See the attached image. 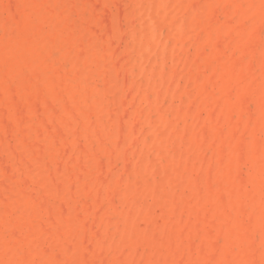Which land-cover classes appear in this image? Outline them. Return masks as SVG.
I'll use <instances>...</instances> for the list:
<instances>
[{
    "label": "bare ground",
    "instance_id": "1",
    "mask_svg": "<svg viewBox=\"0 0 264 264\" xmlns=\"http://www.w3.org/2000/svg\"><path fill=\"white\" fill-rule=\"evenodd\" d=\"M90 1L0 0V132L7 131L5 133L12 136L11 132L16 131L15 134H21L20 137L22 132H27L29 136L37 135L35 142L37 138L40 142L35 149L25 150L23 144L34 137L26 138L23 134L24 138L19 139L20 145H16L18 149L21 146L24 148L21 156L26 151L30 152L28 161L24 160L30 164L23 161L20 164V170L25 171L24 177L29 182L24 181V177L22 183L21 178L16 180V174L13 176L10 168L12 179H9L14 181L10 195L14 197H8L7 202L0 192V264H85L86 257L90 255L89 252L86 255L89 245L86 238L96 243L102 264H111L108 254L116 252L118 245L121 252L117 256L119 258L115 259L120 264H264V0H141L140 4L136 3L139 14L135 9V17H139L136 18L138 21L141 19L142 30L135 27L141 33L138 30L136 37L133 34L132 38L136 39L138 54L149 64L147 79L154 82L156 75L158 78V68L157 74L154 69L157 58L154 59L159 55L158 58L161 57L162 48L168 50V59L174 64V69L168 66L172 70L168 78L170 84L165 79L161 81L168 83L163 89L172 95V104L168 108L167 103L164 105L163 114L164 109L160 113V108L165 102L160 100L165 90L155 93L153 91L157 85L153 90V82L152 86L141 81V85L143 82L147 86L141 94L142 98L150 106L148 111L155 119L150 122L152 119L145 115V109L144 114L141 111L139 116L142 124L138 123L137 126H151V142H147V145L150 144L153 150L156 148L153 152L158 163L151 160L149 151H143L145 159L139 165L142 159H137V162L135 152L132 153L139 145H135L136 149L130 147L133 149L129 151L133 154L132 161L129 159L131 167L127 163L125 170L130 167L131 175L130 179L124 177L128 179L126 182L123 177H114L111 172L120 168L117 165H113L114 170L110 169V173L107 172L109 176L106 174L104 179L100 175L105 167H101L102 158L110 159L119 152V145L123 141L119 145L117 143L126 133L125 129L130 132L129 135L135 133L133 124L137 110H133L132 106L130 109L133 112L128 113L130 106L127 110L122 107L125 97L129 98L131 93L126 96V87L118 85L122 73L120 77L117 76L119 81L116 78L117 62L125 57H121V53L119 59L116 49L112 51L115 47L112 46V39L119 34V27L116 31L113 26L117 22L109 23L107 20L112 12L108 14L100 8L106 5L107 0H95L94 4ZM111 2L113 6L116 1L111 0L110 6ZM95 3L97 6L93 9V15L90 10ZM148 7L151 8L148 13L146 10L144 12V8ZM169 7L176 8L177 12L172 17L171 12L167 16L172 29L163 27L170 31L168 41H172L171 47L167 48L165 45L168 43L163 41L166 33L162 35L161 25L167 22L165 13ZM96 9L104 11L106 15L103 12L98 15ZM122 12L126 14L120 6V15H123ZM232 12L237 13L235 23L240 28L229 20ZM130 14L132 17L133 12ZM186 15L191 19H187ZM107 16L109 19H106ZM120 19L117 21L120 29L124 30ZM127 19L130 28L133 26L134 29L135 20ZM89 23L101 26L104 34L99 35L100 29L94 33L90 30V33L87 29ZM202 29L203 32H200ZM126 32L129 33L128 30ZM126 32L124 34L128 36ZM200 33L204 34L203 39H200ZM147 35H151V39L148 40ZM117 38L113 42L120 52V39L124 42L127 37L123 35L119 40ZM199 48H206L207 52L201 51V68L199 70L198 65L199 71L195 76L193 71L190 72L194 63L192 67L189 66L193 60H198L193 59L192 55L195 56L194 52ZM147 49L154 58L145 57ZM180 52L186 56L184 62ZM126 53L129 54L127 50ZM135 57L139 56L135 54ZM163 58H160L162 63L166 60L163 61ZM125 59L128 62L127 56ZM145 63L140 65L145 68ZM133 64L136 63L133 62L131 66ZM26 71L33 79L27 78V74L25 77ZM143 71L139 74L143 75ZM160 74L165 78L167 73L164 70ZM131 75L134 85L128 84H131L134 97L139 91L137 88L143 86L138 87L140 83L136 85L135 74ZM124 78L121 82L127 81ZM189 86L193 87L195 93L189 90ZM160 87L157 86V89ZM211 89L214 92H210L212 95L206 99ZM115 90L117 98H113V102L118 100L117 106L116 102L110 105L112 102L109 100L111 93L115 96ZM139 97H136L138 101ZM178 98L183 105L181 108L185 110L182 108L183 111H180L179 104L178 114L176 112L177 115H174ZM167 99L170 102V98ZM15 100L25 104L28 101L31 110L36 107L34 105L40 107L43 103L47 109V121L34 123V118L26 116L28 112L23 117L24 108L19 109L22 105H16L18 102ZM30 100L37 102L31 105ZM128 100H125L126 104ZM15 105L20 107L17 109ZM13 106L19 110V116L13 108L15 117L10 112L11 115L6 117V111ZM205 111L209 120L206 129L202 127ZM221 116L230 127L228 133L220 130L223 125ZM234 116L236 119H233ZM9 121L11 124L14 122L16 128L12 125L14 128L11 129ZM145 129L144 132L149 131ZM10 135L6 139L13 140ZM79 136L86 142L85 151H80V145L79 151L70 147L72 142L80 141ZM140 138L129 142L136 144ZM3 139L0 140V148L4 144ZM14 141L5 144L11 149ZM56 141L59 143L54 147ZM32 142L35 143L34 139ZM167 144L171 146L169 150L168 146L166 150ZM6 150L14 153L12 149ZM0 152L3 151L0 149ZM1 153L0 160H3ZM13 153L11 159L12 155L16 157L18 154ZM7 170H4L5 173L9 172ZM216 178L221 179L215 187L209 180ZM22 185H25L24 190L30 188L27 194V190H21ZM5 188L9 192L6 185ZM184 196L186 198L182 199ZM179 198L182 202L179 201L178 206L176 201ZM106 202L107 208L104 206ZM102 208H105L104 216L95 220L97 230H92V227L93 232L88 237V220ZM112 217L113 221H110ZM199 222L200 226L197 224ZM108 238L111 241L108 240L107 244ZM252 244L256 245L255 249ZM92 262L86 264H95Z\"/></svg>",
    "mask_w": 264,
    "mask_h": 264
},
{
    "label": "rangeland",
    "instance_id": "2",
    "mask_svg": "<svg viewBox=\"0 0 264 264\" xmlns=\"http://www.w3.org/2000/svg\"><path fill=\"white\" fill-rule=\"evenodd\" d=\"M91 1H92V2H91ZM91 1H90L91 4H94L95 0H91ZM93 1H94V2H93ZM105 1H106V0H105ZM108 1H109V0H107L106 5H102V6H100L101 10L104 9V10L106 11V13L108 12V14L112 12V14L109 15L110 19L108 18V16H107L106 19H109V20H107V21H108L109 23H110V21H111L112 24H114L115 22H117L118 26H117L116 23L113 25V26H115L116 31H117V29H118V27H119V31H118L119 34H118L116 37H118L119 39L122 38L123 35H125V37H127V38H125L124 42H123V40L120 39V41H121V42H119V44H120V46H119L120 52H119V50H118V46L116 47V43H114V42H116V41H115L116 37H114V38L112 39V43H113L112 46H115V47L113 48V47L111 46V47L113 48L112 51H114V50L116 49V50H115V52L117 51L116 56H118L119 59H120L123 55H125V57L127 56V59H128V60H127L128 62H126V61H125V60H126L125 57H124L123 59H121L120 61H119V59L117 58L119 62H117V64H118V67H117L118 75H116V78H117V80L119 81V79H118V77H120L119 74L122 73V74H121L122 77L120 78V82H121V79H123L124 77H125L124 80H127V81H126L127 83H126L125 81H122L121 83L119 82L118 85L123 84V85L126 87V92H127L126 96H130L129 93H131V96H130L129 98H128V97H127V98L125 97V100H128V99L131 98V99H130V100H131V103H129L130 101L128 100V101H127V104H126V101L124 100V104H125L126 107L124 106V104H123L122 107L125 108V109L127 110V108L130 106V107L128 108V111H127V112H128V113H131V112H133V110L135 109V110H137V113L135 114V121H134L135 123L133 124V126H135V133L132 132V133H131L132 135H129L130 132H128L127 129H125V130H126V133H127L128 135H125L126 133H124L123 135H124L125 138L128 139V140H126V139L123 137V135H122V136H121L122 139L119 140L118 143H117V144L119 145L120 141H121V142L123 141L122 144L119 145V152H118V153L116 152V154H115L113 157H111L110 159L105 158V157H103L104 159L102 158V165H101V167L105 166V167H104L105 170H104V168H103V170L106 171V173H104V171L101 170V172L103 171L102 173H104L105 176H104V174H102L101 172H100V175L103 176L104 179H105L107 172H109L110 169H113V170H114L115 167H113V165H114V166L117 165L116 167H120V168H118V169L115 168L114 171H111V172L114 174V177H117V178H120V177H123V178H124V177H125V178L130 179L129 176L131 175V174H130V171H131V168H130L131 166H130V165H131V163H129V159H130V161H132V158H131V157H133V154L130 153V152H132V150H133V149H131V148L135 147V149H136L137 146L139 145V148L136 149L137 153H136V151H134V150H133V152H132V153L135 152L136 155H135L134 157L136 158L135 160H136L137 162H138L139 160L142 159V161H141L140 163L138 162L139 165H142V164H143V161H144V159H145L144 154H145V153H148V152H146V151H149V152L151 153V156H150L151 160L156 161V162H155L156 164L158 163L157 159L154 158V157H155V156H154V152L156 151V148H154V150H153V147L150 146V144L147 145V142H148V143L151 142V141H150V140H151V136H152V134H151V131H152V130L150 131L151 126H150V128H149V126H147L148 124H147L146 126L144 125V127H143V125H140V124H139L138 126L141 127L140 130H139V127L137 126L138 123H141L140 118H139L140 114H142L141 111H143V114H144V110H145V109H146V110H145V115H146L147 117H149V119H150V118L152 119V120H150V122L153 121V120L155 119V116H154L152 113H150V112L148 111V109L150 108V106H147V104H145V103H147V102L144 103L145 100H143L144 98H142V95H141L142 92H143V91L145 90V88L147 87L146 85L152 84L153 80L150 79V78L147 79V75H149V73H146V72L148 71L147 68H150V67L148 66L149 64H148L147 62L145 63V61H144L145 59L143 60V57L141 58L142 55L140 56V53L138 54V52H137V51H138V49H137V43H136V39H135V37H136V33H137L138 30H139L138 28L141 29V25H142V24L140 25V23H139V21H140L141 19L138 21L137 19H139V17H137V16L135 17V13H136V11H137V13L139 14V11L137 10V9H138V8H137V4H140L141 0H131V1H129V0H115L118 4L116 5V4H115L116 2H113V6H112V2H111V6H110V4H109V2H110L111 0H110L109 2H108ZM112 1H114V0H112ZM121 1H122V3H121ZM134 3H135V4L137 3V4L134 6ZM194 3H195V1H194ZM91 4H90V5H91ZM95 4H96V5H94L93 8H91L90 5H89V10H90V8H91L90 11H91V14H93V15H94V12H93L94 10H93V9H95L96 6H97V3H95ZM114 4H115V5H114ZM91 6H92V5H91ZM105 6H108V7H105ZM109 6H110V9H109ZM120 6H121L122 11H124V10L126 11V14H123V12H122L123 15H120ZM125 6H126V8H124ZM143 6H144V5H143ZM146 6H147V5L145 4V7H146ZM148 6H149V5H148ZM104 7H105V8H104ZM100 8H99V9H100ZM128 8H129V9H128ZM153 8L156 9V6H154ZM132 9H133V10H132ZM135 9H136V11H135ZM149 9H151V8H149V7H148L147 9L144 8V12H145V10H146L147 13H148V10H149ZM173 9H174V7H173V8H172V7H169V8L167 9V11L165 10L166 13H165V12H163V13H165V16L167 17V16L169 15L168 13L171 12V14H172L171 17H172V16L174 15V12H175V14H176V12H177V11H175L176 8L174 9V11H173ZM96 10H97V9H96ZM96 10H95V11H96ZM101 10H100V11L97 10V14H98L99 12H100V13L103 12V13L105 14V12H104V11H101ZM111 10H112V11H111ZM113 10H114V11H113ZM127 10L129 11V13H127V12H128ZM142 10H143V9H142ZM177 10H178V8H177ZM130 11L133 12V14H132V15H133V16H132L133 18L130 16V15H131V14H130V13H131ZM168 11H169V12H168ZM100 13H99L98 15H100ZM113 13H116V14H118L119 16H118V15L116 16V15H114ZM124 13H125V12H124ZM95 14H96V13H95ZM97 14H96V15H97ZM127 14L129 15V17H128ZM96 15H95V16H96ZM105 15H106V14H105ZM113 15H114V17H113ZM126 15H127V16H126ZM163 15H164V14H163ZM163 15H162V16H163ZM187 15H188V14H187ZM187 15H186V17H187ZM232 15H233V16H232ZM232 15L230 16L229 20H231V23L234 21L232 24H234V26H235L236 28H240V27H239V24H238V23H235V21L238 20L237 13H236V12H234V13L232 12ZM123 16H125L126 18L123 17ZM165 16H163V17H165ZM169 16H170V15H169ZM235 16H236L237 18H236ZM104 17H105V16H104ZM232 17H233V18H232ZM234 17H235V18H234ZM113 18H114V19L116 18V20H113ZM118 18H119V19L121 18V19H120V24L122 25V26H121L122 28H125L124 30H123V29H120V26H119V23H118L119 21H117ZM124 18H125V19H124ZM127 18H129V19H131V20H133V21L135 20V25H136V26H134V29H133V26L130 28V26H129L130 23L128 22V19H127ZM136 18H137V19H136ZM168 18H169V17H167L166 19H167V22H169V23H167V22L165 21V20H166V19H165V20H164L165 22H162V25H163V26L161 25L162 35H163L164 33H166V37H165V34H164V36H163V41H164L165 44L168 43L167 45H165V47H167V48L171 47V45H172V43H171L172 41H168V40H169V37H168V36H169V32H170L169 30L172 29V27H171V20L169 19V20H170V21H169ZM188 18L191 19V17H187V19H188ZM136 20L138 21V24H139V25L136 24V23H137ZM113 21H114V22H113ZM93 24H94V23H92V24L89 23V26H88L89 28L87 27V29H89L88 31H90V30L92 31V30H93L92 32L94 33V31H95V32H98V31H99L98 29H100V31L98 32L99 35H100V33L104 34L105 31H104L103 29H101V26L96 25V24L93 25ZM235 24L238 25V27H237ZM87 25H88V23H86V26H87ZM123 25H127V27H126V26L124 27ZM86 26H85V27H86ZM93 26H96V27H93ZM164 26H165V27H164ZM91 27H92V28H91ZM135 27H138V28L135 29ZM163 27H164V28H167V29H169V30H166V29L164 30ZM95 28H96V29H95ZM170 28H171V29H170ZM202 28H203V27H202ZM131 29H133V30H131ZM249 29H250V31H251V30H252V27L250 26ZM97 30H98V31H97ZM121 30H122V31H121ZM127 30L129 31V33L126 32ZM134 30H135V33H134ZM136 30H137V31H136ZM141 30H142V29H141ZM141 30H139L140 33H141ZM163 30H164V31H163ZM91 31H90V33H91ZM101 31H102V32H101ZM103 31H104V32H103ZM120 31L122 32L121 36H120ZM168 31H169V32H168ZM125 32L128 34V36H127L126 34H124ZM130 32H132V34H131ZM200 32H203V29L200 30ZM133 34H135L134 39L132 38V37H133V36H132ZM137 34H138V33H137ZM200 34H202V36L200 37V39H203L204 34H203V33H200ZM130 35H131V40H130ZM146 37H147L148 40L151 39V35H147ZM148 37H150V38H148ZM118 38H117V40H119ZM165 38H167V39H165ZM123 39H124V38H123ZM113 40H114V42H113ZM126 40H127V41H126ZM134 40H135V41H134ZM148 40H147V41H148ZM166 40H167L168 42H167ZM132 41H133L135 44H133ZM202 41H203V40H201V42H202ZM130 42H132V43H130ZM110 43H111V41H110ZM112 43H111V44H112ZM123 43H124V44L127 43V44L124 46ZM173 43H174V42H173ZM111 44H110V45H111ZM169 44H170V45H169ZM117 45H118V44H117ZM127 45L130 46L129 49H128V46H127ZM133 45H135V47H134ZM168 45H169V46H168ZM121 46H122V47H121ZM124 47H125V48L127 47V48L125 49V51L123 50ZM132 47H134V48H132ZM160 49H161V48H160ZM162 49H164V48H162ZM162 49L160 50V53H161V57H160V58H163V56H165V59H166V60L163 58V61L165 60L166 62H167V61H168V62L166 63V62L164 61V62L162 63L161 59L158 58L160 55H159L158 57H155L154 61L156 60V58H157V60H159V61L156 60L157 63H156V61H155L156 66H155V64H154L155 73H156V70H157V68H158V71H157V72H158V78H157V75H156L157 73H156V74H155V75H156V77H155V80H156V81H154V82L157 83V84H155L154 82H153L154 86H153V84H152V86H153L152 89H153V90H154L155 85H157V86H159V87L162 86V87H160L161 89H157V86H156V87H155V90L153 91V92H155V93H156L157 90H161V93H162V90H165V91H163V95L161 94V96H162V100H160V101H162V103L165 102V103H163V106L166 105V103L168 104V106H167V107H166V106H164V107L162 106V107L160 108V113L162 112V110H163L165 107L168 108V107L172 104V102H171V100H172V95H171L170 93H167V92H166L167 89H163V87L165 86V84H168V83L170 84V81H171L170 79H169V82H168L169 73L174 69V66H173L174 64L172 63L171 59H168V57L170 58V54L168 53V50H167L166 48H165L166 51H165V50H162ZM122 50H123V51H122ZM126 50H127V52H129L130 56H129V54L126 55V54H127V53H126ZM128 50H130V51H128ZM131 50H132V52H134L135 54H137L139 57H135V54L132 53ZM135 50H136V52H135ZM203 50H204V51H203ZM121 51H122V52H121ZM147 51H148V52H147ZM164 51H165L166 53H163ZM198 51H199V52H198ZM201 51H202V52H205V51L207 52V49H206V48H205V49H202V48L200 49V48H199L197 51H195L194 54L196 53V54H198L199 56H200V55H201V56L198 57V55H196V54H195V56L192 55V58H193V59H195V60L198 59V60H196L195 62H194V60H193V61H192V64H191V63H190L191 65L189 64V65H190L189 67H192V66H193V63H194L195 66H193L192 68H190V69H191L190 72L193 71L195 76H197V74H198V72H197V70H198V69H197V68H198V65H199V70H200V68H201V65H200V64H201V60H200V59H202V56H203V53H201ZM124 52H125V53H124ZM121 53H123V54L121 55ZM131 53H132V54H131ZM148 53H151V52L147 49L146 52H145V57H146V55H147V59L149 58V56H151V58H154L153 53H151L152 55H150V54L148 55ZM119 54L121 55V57L119 56ZM168 54H169V55H168ZM180 54H181V57H183V58H181V60L183 59L182 61L184 62L186 56H183V55H184L183 52H180ZM131 55H132V56H131ZM152 56H153V57H152ZM129 57H130V58H129ZM133 57H134V58H133ZM196 57H197V58H196ZM135 58H136V62H135ZM140 58H141V60H143V62H140V61H141ZM117 59H116V60H117ZM137 59H139V61H137ZM123 60H124V62H123ZM129 60L131 61L130 64H129ZM169 60H170V62H169ZM182 61H181V62H182ZM133 62L136 63V64H138V63H139V64H138V65L133 64V65L131 66V64H132ZM158 62H159V66H158ZM197 62H198V63H197ZM115 63H116V61H115ZM121 63H122V64H121ZM123 63H125V64H124V65H125L124 68H123ZM140 63H141V65H144V63H145L146 65H147V64H148V65L145 66V68H144L143 66L140 65ZM170 63H171V64H170ZM117 64H116V65H117ZM120 64H121V67L119 68ZM167 64H169V65H167ZM129 65H130L131 67H130ZM164 65L166 66L167 69L165 68ZM134 66H136V68H135ZM162 66H164V67H162ZM168 66H170V68H171L172 70H171ZM172 66H173V68H172ZM129 67H130V68H129ZM133 67H134V70H132L131 73H132V74H135V75H133L134 78L137 79V78H138V75H141V76L139 77L140 79H139V78H138V80L135 79V81H136V85H137V83H140L139 86H138V85H137V86H138V87H140V86H143V87H144V88L142 87L143 89H142V88H140V89L137 88V91H138V90H139V91L136 92V95L139 94L140 97L134 95L135 99H134V97H132V93H133V92H131V90H130V89H131V84L134 83V79H133V77H132V75H131V73H130V70L133 69ZM139 67H140V68L143 67V68L140 69ZM187 67H188V66H187ZM194 67H196V68L194 69ZM122 68H123V69H122ZM125 68L128 69V70H125ZM162 68H163V70H162ZM121 69H122V70H121ZM144 69H146V70H144ZM185 69H186V68H185ZM193 69H194V70H193ZM135 70H136V71H135ZM143 70H144L145 72H144ZM164 70H165L166 73H167L166 76H165V78H163L164 75H161V74H160L161 71L163 72ZM170 70H171V71H170ZM199 70H198V71H199ZM121 71H122V72H121ZM126 71H128V72H127L128 75L126 74ZM140 71H141V72L143 71V75H142V74H139V73H141ZM188 71H189V69H187V72H188ZM137 72H138V73H137ZM185 72H186V70H185ZM136 73H137L138 75H136ZM145 73H146V74H145ZM26 74H27V76H28L27 78H30V80H31V78L33 79V77L29 74L28 71L25 72V77H26ZM124 74H125V75H124ZM129 75H130V76H129ZM159 75H160V76H159ZM30 76H31V77H30ZM117 76H118V77H117ZM135 76H136V77H135ZM142 76H144V77H143V80H141V79H142ZM161 76H162V77H161ZM127 77H128V78H127ZM130 77L133 79V80H132L133 83H131V79H130ZM148 77H150V76H148ZM149 79H150V82H149ZM158 79H159V80H158ZM164 79H165V81L168 82V83H165V82L162 83L161 81H164ZM141 81H143L144 83H146V85H145L146 87L143 85V84H144L143 82H142V85H141ZM157 81H158V82H157ZM159 81H160V82H159ZM128 82H130L131 84H130V83L128 84ZM147 82H149V83H147ZM159 84H160V85H159ZM162 84H164V85H162ZM183 84H184V82L182 83V85H183ZM127 85H129V86H127ZM133 85H134V84H133ZM185 85H186V84H185ZM183 86H184V85H183ZM191 86H192V85H191ZM190 88H191V89H190ZM189 90H192V92L195 93V92L193 91V87H190V86H189ZM113 91H114V90H113ZM129 91H130V92H129ZM212 91H213V90L211 89V90L209 91V94H207V95L205 96L206 99L209 98L210 95H212L211 93L214 92V91H213V92H212ZM157 92H158V91H157ZM197 92H198V90H197ZM210 92H211V93H210ZM137 93H138V94H137ZM164 93H165L166 95H165ZM134 94H135V93H134ZM111 95H112V96L109 97V100L112 102V103L110 102V103H111L110 105H113V103H114V105H115V102H116V106H117V104H118L117 101H118V100H116V101L113 102V100H114L113 98H115V99L117 98V96H116V95H117L116 90H115V93H114L115 96L113 97V94H112V93H111ZM164 95H165V96H164ZM161 96H160V97H161ZM163 96H164V97H163ZM168 96H169V97H168ZM170 96H171V97H170ZM194 96L196 97L197 94H194ZM136 97H137V98L139 97V101H138V99H137ZM163 98H164L165 100H163ZM167 98H170V102H168L169 100H168ZM111 99H112V100H111ZM133 100H135L134 103H133ZM141 100H142V101H141ZM16 101L18 102V103H16V105H18V104H19V105H20V104L22 105V107H20V106H19L20 108L18 107L19 109H22V110H23V108H24L23 111H25V112H24L23 115H22L23 117L26 115V112H28L29 114L26 115V116H29V118H31V119L34 118V119H33V120H34V123H35V122H39V121H41V122L43 123V122H46V121H47V117H45V114H47V109H46L45 105L43 106V103L40 104L41 102H39L40 107L37 106L38 104L34 105V106H36V107H33V109H32L33 111H32V110H31L32 106L29 105L30 103H29L28 101H27L26 104L23 103V102L20 103V101H18V100H15L14 102H16ZM177 101H178V103H177ZM177 101L175 102V106H176L177 109L175 108L176 111H174V113H175L174 115H177V114H178V105L180 104V107H179V108H181V106H183L182 103H181V101L179 102V98L177 99ZM30 102H31V100H30ZM33 102L36 103L37 101L32 100L31 105L34 104ZM137 102H138V104H137ZM142 102H143L144 104H143ZM32 103H33V104H32ZM128 103H129L130 105H128ZM132 103H133V105H132ZM135 103H136V105H135ZM140 103L143 104V105L141 106ZM14 104H15V103H14ZM23 104H25V105H23ZM27 104H28V105H27ZM16 105H15V106H16ZM137 105H138V108H137ZM148 105H149V103H148ZM161 105H162V104L160 103V106H161ZM15 106H13L10 110H7V111H6V112H7L6 117L9 116V115H11V114H12L13 117H15L16 112H14V109L17 108V106H16V108H14ZM23 106H24V107H23ZM25 106H27L28 108H27V107H26V108H27V109H30V110L26 111L27 109L25 108ZM132 106H133V110L130 109V108H132ZM146 106H147V107H146ZM29 107H31V108H29ZM148 107H149V108H148ZM13 108H14V109H13ZM18 108H17V109H18ZM34 108H35V109H34ZM44 108H45L46 110H43ZM111 108H112V107H111ZM162 108H163V109H162ZM182 108L184 109V107H182ZM182 108H181V109H182ZM17 109H16V111L18 112L19 110H17ZM25 109H26V110H25ZM141 109H143V110H141ZM183 109L180 110V111H183ZM12 110H13V111H12ZM22 110H21L20 114L22 113ZM184 110H185V109H184ZM42 111H44V112H42ZM147 111H148V112H147ZM9 112H10L11 114H9ZM13 112H14V113H13ZM164 112H165V109L163 110V112H162L161 114H163ZM176 112H177V114H176ZM160 113H159V114H160ZM205 113H206V114H205ZM13 114H14V115H13ZM17 114H18V116H19V112H18ZM138 114H139V115H138ZM150 114H152L153 116H151ZM161 114H160V116H161ZM221 114H222V113H221ZM32 115H33V116H32ZM37 115H38V118H37ZM41 115H43L45 118H43ZM137 115H138V116H137ZM222 115H223V114H222ZM46 116H47V115H46ZM128 116H129V115H128ZM136 116H137L138 118H136ZM221 117H222V124H223L224 126L222 125V128H220V130H221V132H223V130H225L224 133H228V132L230 131V127H229L228 124H226L225 119L223 118V116H221ZM203 118H204V119H203V125H202V127H204V128H205V127L208 128V126H209V120H208V118H207V112H206V111L203 112ZM120 119H121V118H120ZM137 119H138L139 121H138ZM233 119H236V116H234ZM33 120H32V121H33ZM35 120H37V121H35ZM123 120H124V119H123ZM137 121H138V122H137ZM12 122H13V121H12ZM124 122H125V121H123V123H124ZM205 122H206V123H205ZM8 123H10V121H9ZM8 123H7V124H8ZM141 124H142V123H141ZM180 124H181V122L179 123V127L182 126V124H181V125H180ZM8 125H9V124H8ZM10 125H11V129L14 128V127L16 128V124H15L14 122H13L12 124L10 123ZM12 125H13L14 127H13ZM8 127H9V126H8ZM19 128H20V127H18L17 130H18ZM145 128L147 129V131L149 130L150 132H149V131H148V132H146V131L144 132V129H145ZM206 128H205V129H206ZM223 128H224V129H223ZM9 129H10V127H9ZM146 129H145V130H146ZM7 130H8V129H7ZM13 130H14V129H13ZM137 130H138V132H137ZM8 131H9V130H8ZM10 131H11V130H10ZM23 131H24V129H23ZM139 131H140V133H142V135H140ZM5 132L7 133V131H5ZM5 132H0V137L3 136L2 134H4L3 137L6 139V137H8V136L10 135V134H9V135L6 134ZM15 132H16V131H15ZM15 132L12 131V132H11L12 136L10 135V137H12V139H13V138L15 139L14 144H12L11 149L14 150V153H15V152H16V153L18 152V154H19V152H20V154L18 155V154L15 153V154H16V157H15V155H12V156H11L12 159H11V158H10V155L13 153V151H12L11 149H9V146H8L7 144H5V142H7V141L10 142L11 138L9 137V138H10L9 140L6 139L7 141H6L5 139H3V142H2V143H4V144L1 143L2 146H1V148H0L1 151H3L2 153L0 152V153H1V159H3V160H0V165H1L3 168L5 167L4 170H5V169H8L7 172H8V171L10 170V168H11L12 175H13V174H14V175L16 174V176L13 175L14 178H16V180H18V179L21 178V180H22V178L24 177L23 172L25 173V171H21V170H20V166H21L20 164H22V163H24V164H30V163L27 162L28 159H29L28 156H29V154H30V152H28V151H31L33 148L35 149L36 146H38L37 144H39L40 142H38V141H39L38 138L36 139V142H35V138L37 137V135H33V134H31V136H29L30 134H27V132H26L27 135H26L25 133L22 132V137H20L21 134H20V135H17V134H15ZM16 133H17V132H16ZM29 133H30V132H29ZM138 133H139V134H138ZM23 134H25V137H26V138H29V137H34V138H29V140L27 139V141L25 142V143H27V144H23L25 150H28V151H26V153L23 154L24 156H21V155H22V152L24 151V148H23V146H21V148H22V150H21V148L18 149V146H19L20 143H21V140L19 141V139H20V138H22V139L24 138V137H23ZM134 134H136V136H139V137H137V140H138V138H140L141 136H142V137L140 138V140L138 141V143H136V144L134 143V144L131 145V143H133V139L136 140V139H135L136 136H135ZM7 135H8V136H7ZM15 135L17 136L16 138H15ZM133 135H134L135 137H132ZM149 135H150V136H149ZM28 136H29V137H28ZM128 136H130V137L127 138ZM146 136H147V137H146ZM3 137L0 138L1 141H2V138H3ZM39 137H40V135H39ZM131 137H132V139H131ZM143 137H146V138H143ZM149 137H150V138H149ZM17 138H18V139H17ZM14 139H13V140H14ZM33 139H34V142H35V143L32 142ZM74 139L76 140L77 138H74ZM79 139H80V141L77 139V141L72 142V144L70 145V147L73 148V150H78V151H79L80 148H81L80 151H85L86 142H85V140H84L82 137H80V136H79ZM82 139H83V140H82ZM130 139H131V140H130ZM143 139H144V141H146L145 144H144ZM146 139H148V141H147ZM13 140H11L10 144L13 142ZM137 140H136V141H137ZM141 140H142V141H141ZM23 141H24V140H23ZM29 141H30V142H29ZM129 141H132V142L130 143ZM136 141H134V142H136ZM57 142H58V141H56L55 144L53 145L54 147L57 146V144L59 143V142H58V143H57ZM128 142H129L130 144H128ZM140 142H142V143H141L142 145L139 144ZM17 143H18V144H17ZM32 143H33V144H32ZM53 143H54V142H53ZM78 143H79V144H78ZM8 144H9V143H8ZM16 144H17L18 146H17ZM28 144H29V145H28ZM42 144H43V143H42ZM42 144H41V145H42ZM127 144H128V145H127ZM137 144H138V145H137ZM15 145H16V147H15ZM41 145H40V146H41ZM79 145H80V148H79ZM118 145H117V146H118ZM126 145H127V146H126ZM129 145H130V146H129ZM135 145H137V146H135ZM143 145H145V147H143ZM146 145H147V147H146ZM5 146H7V148H6ZM25 146H29L30 149H29L28 147H25ZM132 146H133V147H132ZM140 146H141V147H140ZM167 146H168V150H169V148H170L171 146H169V145L167 144V145H166V150H167ZM3 147H4V148H3ZM13 147H14V148H13ZM128 147H129V149H131V150H129ZM130 147H131V148H130ZM148 147H149V148H148ZM27 148H28V149H27ZM31 148H32V149H31ZM76 148H77V149H76ZM141 148H142V149H141ZM150 148H151V150H148V149H150ZM6 149L11 150L12 153H11V152H8ZM62 149H63V148H62ZM82 149H84V150H82ZM146 149H147V150H146ZM123 150H124V151H123ZM138 150L141 151V152H139ZM21 151H22V152H21ZM63 151H64V150H63ZM63 151H62V152H63ZM125 151H126V152L128 151V152H127V155H126ZM129 151H130V152H129ZM143 151H144L145 153H143ZM153 151H154V152H153ZM24 152H25V151H24ZM24 152H23V153H24ZM123 152H124V155H125V156H123L124 158L122 157ZM9 153H10V154H9ZM14 153H13V154H14ZM142 153H143V155H142ZM26 154H27V155H26ZM117 154H119V155L117 156ZM130 154H131V156H130ZM152 154H153V155H152ZM209 154H211V152H210ZM17 155H18V156H17ZM3 156H4V157H3ZM20 156H21V157H20ZM137 156H138V158H137ZM5 157H6V159H5ZM26 157H27V158H26ZM129 157H130V158H129ZM15 158H16V160H14ZM17 158L20 160V162L18 161ZM112 158H113V160H112ZM21 159H23V160H21ZM122 159H123V160H122ZM125 159H126V160H125ZM137 159H139V160H137ZM154 159H156V160H154ZM4 160H5V161H4ZM24 160H27V161L25 162ZM110 160H111V161H110ZM22 161H23V162H22ZM47 161H48V159H47ZM109 161H110V163L113 162L112 166L110 165ZM121 161H122V162H121ZM7 162H8V163H7ZM16 162H17L18 164H17ZM21 162H22V163H21ZM119 162H120V163H119ZM13 163H14L15 165H14ZM104 163H105V164H104ZM127 163H128L129 165H128ZM153 163H154V162H153ZM155 163H154V164H155ZM12 164H13L14 166H13ZM16 164H17V165H16ZM118 164H120V165H118ZM9 165H10V166H9ZM108 165H110V168H109ZM127 165L130 166V167L128 168V169H129V172H128V169H126L127 172H124L123 170H125V168L128 167ZM2 167H0V168L2 169ZM122 167H123V168H122ZM24 168H25V166H24ZM1 169H0V175H1V177H0V183H1V181H2V182H3V185H2V184L0 185V189H1L0 192L2 191V192H1V194H2V198H4V200L6 199V201L8 202V201H9V200H7L8 197H9V199L12 198V197H14L13 195H10V192H11V194H12L11 186H12V184H13L14 181H13V180L11 181V180L9 179V178L12 179V177H11V172H10V171H9L8 173H5L6 171H4L3 169H2V170H3V171H2ZM16 169H18V171H17ZM84 169H85V167H84ZM22 170H23V169H22ZM24 170H26V169H24ZM52 170H53V169H52ZM126 170H125V171H126ZM13 171H14V172H13ZM20 171H21V172H20ZM76 171H79V170L76 169ZM119 171H120V172H119ZM122 171H123V172H122ZM1 172H2V173H1ZM19 172H20V173H19ZM3 173H5V174H9V173H10V174H9L10 176L8 175V176H9V177H8V176H6V175L3 174ZM18 173H19V174L22 173L21 176H19ZM77 173L79 174V172H77ZM109 173H110V172H109ZM109 173H108V174H109ZM127 173H128V175H127ZM80 174H81V173H80ZM108 174H107V176H109ZM121 174H122V175H121ZM3 175L6 176V177L4 178ZM120 175H121V176H120ZM118 176H119V177H118ZM126 176H127V177H126ZM2 178H3L4 180H2ZM125 178L123 179L124 182H126V181L128 180V179H125ZM8 179H9V180H8ZM24 179H25L24 181L29 182V179H28L27 177H24ZM220 179H221V178H219V179L216 178V180H215V179H210L209 181H211V182H212V185L216 187V185L219 183ZM10 182H11V183H10ZM19 182H20V180H19ZM22 182H23V180L21 181V183H22ZM27 182H26L25 185H27V184L29 185V183H27ZM211 182H210V183H211ZM5 185H6V187L8 188L9 192H8L7 189L5 188ZM25 185H24V186H25ZM28 185H27V186H28ZM2 186H3V187H2ZM24 186L22 185V187H21L22 189H21V190H24V189H23ZM1 187L4 188V189H2ZM24 188H25V187H24ZM26 188H27V189H25V190H27V192L24 190V191H25V194H27V193L29 192L28 189H30V188H28V187H26ZM7 192H8V193H7ZM23 193H24V192H23ZM8 194H9V196H7ZM118 197H119V196H118ZM183 198L185 199L186 197L184 196V197H182V199H183ZM4 200L2 199V201H4ZM6 201H4V203H5ZM179 201H180V203L182 202L181 198H179L178 201H176V202H178V203L175 202L176 205L178 204V206H179V204H180ZM174 205H175V204H174ZM104 206H105V208H107V207H108V202H106V203L104 204ZM104 206H103V207H104ZM178 206H177V207H178ZM174 207H175V206H174ZM105 208H102V209L98 210V211H100V212H99V213L97 212V215H96V216H95V214H94V215H92L93 217H90L91 219L89 218V220H88V227H89V228H88V230H87L88 237H89V236L91 235V233L93 232V231H91L92 227H94L92 230H94V231L97 230V227H95L96 224H95L94 222H95V220H96V221L99 220V219L101 218V215L104 216ZM103 210H104V211H103ZM102 213H103V214H102ZM110 219H111V218H110ZM110 221H113V217H112V219H111ZM92 222H93V223H92ZM89 223H91V224H89ZM93 224H94V226H93ZM197 224L199 225L200 222L197 223ZM200 225H201V224H200ZM200 225H199V226H200ZM111 228H112V227H111ZM95 229H96V230H95ZM111 230H113V229H111ZM89 234H90V235H89ZM108 240L111 241V240L108 238V239H107V244H108V242H109ZM85 241H87L86 244L89 243V245L87 244V247H88L87 249H88V250L86 251V252H87L86 255H89V253H90V255L87 256L86 259H85V260H86V261H85V264L88 263V262H92V261H93L95 264H102V261H101L100 257L98 256V255H99V253H98V249L96 250L97 247H95V246H96V243L93 242L92 239H89V238H86ZM91 241H92V243H90ZM94 243H95V245H94ZM86 244H85V245H86ZM90 244H91V245H90ZM252 245H253V249H255V248H256V245H255V244H252ZM252 245H251V246H252ZM91 246H92V248H91ZM89 248H91V249H89ZM115 248L117 249V251H116V252H115V251H113V252L111 251V252L108 254V258H109V261H110L111 264H120V262H118V260H117V259L119 258V257H117V256H120L119 253L121 252V250H120V246L118 245V246H116ZM113 249H114V248H113ZM113 249H112V250H113ZM116 249H114V250H116ZM93 250H94V251H93ZM95 251H96V253H95ZM88 252H89V253H88ZM95 255H96V256H95ZM115 255H116V256H115ZM94 256H95V257H94ZM97 256H98V257H97ZM115 257H116L117 259H115ZM94 258H95V260H94ZM91 260H92V261H91ZM115 261H117V262H115ZM93 262H92V263H93ZM82 264H84V263H82Z\"/></svg>",
    "mask_w": 264,
    "mask_h": 264
}]
</instances>
